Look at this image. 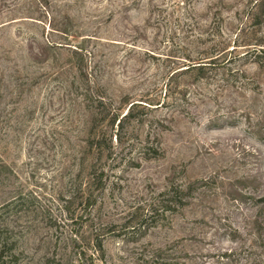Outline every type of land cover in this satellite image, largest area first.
<instances>
[{
    "label": "rangeland",
    "instance_id": "374dc122",
    "mask_svg": "<svg viewBox=\"0 0 264 264\" xmlns=\"http://www.w3.org/2000/svg\"><path fill=\"white\" fill-rule=\"evenodd\" d=\"M256 1L0 0V264L263 253ZM171 186L190 196L163 215Z\"/></svg>",
    "mask_w": 264,
    "mask_h": 264
},
{
    "label": "trees",
    "instance_id": "16d2710c",
    "mask_svg": "<svg viewBox=\"0 0 264 264\" xmlns=\"http://www.w3.org/2000/svg\"><path fill=\"white\" fill-rule=\"evenodd\" d=\"M251 19H254L256 24H264V0H259L255 2L254 8L250 13ZM49 47L43 48L45 51ZM43 51V54L45 52ZM199 70H202L199 66ZM81 70L82 76L84 78V81L87 79V73L83 71L82 68H78ZM136 105H132L127 113L125 115H120L119 113H115L112 116L111 122L114 126L116 123H118V127H122V121L125 120H132L134 119V107ZM118 138V137H117ZM98 146H101V143H98ZM101 148V147H100ZM93 184L92 190L95 189L98 192H101L104 190L105 187V181H104V173L100 171L99 173L94 172L93 173ZM171 181V180H170ZM192 188L188 189L189 193ZM91 195L87 196L88 199L86 201V208H91L95 201L91 199ZM190 194H187L184 189L180 187H174L171 186L169 190H167L165 193H162L161 199L159 200L158 205L156 206L157 209H155L157 212H161L163 215L166 213H177L180 209H183L187 204L185 203V199L189 198ZM259 203L264 204V197H261L259 200ZM146 230V229H145ZM235 235L232 237L233 240L238 239V232L234 233ZM178 243L172 244L166 249H160L158 250L155 255H153L151 262L153 264H185L182 260H185L189 257V254L183 253L181 254V257H176L174 254L171 255V252L176 248V245ZM99 248H101V243H98ZM260 250V247L258 246V249L255 248V244L251 247H246L245 245H241L239 248L234 249L230 252L226 251L223 253L221 260H225L227 264H264V251L263 253L257 254V252ZM2 263V261L0 260ZM221 262V261H220ZM222 263V262H221Z\"/></svg>",
    "mask_w": 264,
    "mask_h": 264
}]
</instances>
